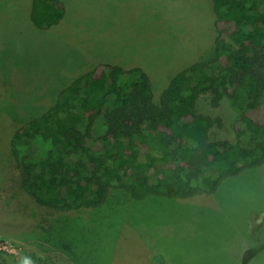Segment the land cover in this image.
I'll list each match as a JSON object with an SVG mask.
<instances>
[{
	"label": "rangeland",
	"instance_id": "374dc122",
	"mask_svg": "<svg viewBox=\"0 0 264 264\" xmlns=\"http://www.w3.org/2000/svg\"><path fill=\"white\" fill-rule=\"evenodd\" d=\"M33 1L0 2V264H61L48 257L63 253L51 236L70 243L79 264H241L246 249L264 246V164L213 194L116 200L87 218L61 216L48 232L7 223L24 160L46 147L34 142L18 159L16 123L42 115L59 90L97 64L141 67L160 91L171 75L213 54L209 0H60L65 17L42 29L31 19ZM199 107L222 118L213 139L231 135L238 112L227 99L215 107L203 97ZM250 264H264V248Z\"/></svg>",
	"mask_w": 264,
	"mask_h": 264
},
{
	"label": "trees",
	"instance_id": "16d2710c",
	"mask_svg": "<svg viewBox=\"0 0 264 264\" xmlns=\"http://www.w3.org/2000/svg\"><path fill=\"white\" fill-rule=\"evenodd\" d=\"M209 5L212 56L171 75L162 90L141 67L100 63L59 90L42 115L16 123L18 159L34 142L46 147L38 158L25 157L5 213L9 225L48 232L61 216L87 218L116 200L213 194L228 178L264 164V0ZM65 13L60 0H34L31 19L42 29ZM203 97L215 107L227 99L238 112L230 136L212 138L222 118L201 110ZM49 238L63 252L48 254L51 260L79 264L70 243ZM263 248L246 249L241 264Z\"/></svg>",
	"mask_w": 264,
	"mask_h": 264
}]
</instances>
